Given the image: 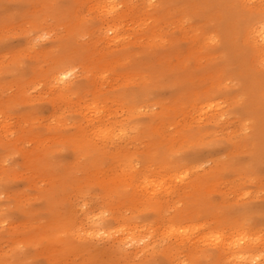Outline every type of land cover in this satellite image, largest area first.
I'll return each instance as SVG.
<instances>
[{
  "label": "bare ground",
  "instance_id": "bare-ground-1",
  "mask_svg": "<svg viewBox=\"0 0 264 264\" xmlns=\"http://www.w3.org/2000/svg\"><path fill=\"white\" fill-rule=\"evenodd\" d=\"M7 1L17 3L8 9L3 5ZM81 6L89 16L80 11ZM0 8L9 12L7 18L16 16L13 24L27 20L26 35H37L28 41L30 51L22 48L19 54L20 50L13 49L12 56L18 60L25 51L31 60L28 71L49 82L52 116L59 121L58 140L68 144L75 157H91L93 166L107 159L121 166L123 177L118 184L100 181L115 201L126 198L127 203L141 204L143 210L159 216L174 208L166 219H153L159 226L166 224L164 234L169 241L142 264H264V0H0ZM7 26L8 21H0V29ZM86 33L92 35V45L79 41ZM47 37L45 45L37 42ZM102 42L106 45H97ZM210 44L214 47L208 51ZM217 62L221 65H213ZM157 63L165 65L168 75L179 66L187 67L182 74L202 69L197 83L192 78L176 84L186 101L172 98L169 105H162L154 95L142 104L144 87L154 81V75L130 85L140 74L132 67ZM118 66L121 71L109 80V71ZM217 68L233 71L236 81L227 75L232 88L224 82L225 74H208V69ZM193 100L197 101L189 108ZM110 101L117 103L114 109ZM60 105L78 113L89 132L85 134L83 128L60 134L58 128L69 124L60 119ZM119 111L114 121L105 119ZM181 114L197 118L196 122L185 120L170 134L163 132L165 124H175L169 118ZM235 117L246 131L224 138L225 142L234 140L230 142L237 148L234 155L205 169L192 163L197 151L176 156L177 144L198 142L209 129ZM111 142H115L112 148ZM24 155L28 160L40 156L36 152ZM137 156L155 166L158 175L167 170L175 186H164L162 179H148L144 185L138 182L142 169L137 171L131 161ZM227 174L258 178L256 194L241 201L242 191L234 201L227 197L228 188L220 187ZM213 193L219 195L218 201L210 198ZM116 218L121 221L107 227L104 220L90 216L74 234L80 240L76 244L59 237L60 223L31 232L29 238L32 244L41 243L40 253L51 252L59 240L66 250L90 251L89 264H100V248L105 247L109 261L104 264H111L129 260L133 249L144 254L157 246L141 232L143 219H128L121 213ZM13 234L11 229L1 232L0 242L14 239ZM103 237L113 243L98 247L86 242Z\"/></svg>",
  "mask_w": 264,
  "mask_h": 264
},
{
  "label": "rangeland",
  "instance_id": "rangeland-1",
  "mask_svg": "<svg viewBox=\"0 0 264 264\" xmlns=\"http://www.w3.org/2000/svg\"><path fill=\"white\" fill-rule=\"evenodd\" d=\"M15 3L17 2L7 1L3 5H7L5 8L10 9L14 8L12 5ZM3 9L0 8V21L4 20V23L8 21L9 26L0 29V99H7L6 103V100H0V233L11 229L14 231L12 235L14 239L0 242V264H89L90 251L87 253L80 248L66 250L63 240L56 241L57 244L51 252L40 253L41 243L32 244L29 238L31 232L45 231L60 223L57 229L60 231L59 237L67 238L68 241L71 240L73 244H76L80 240L74 234L80 231L79 228L86 226L90 216L104 220L106 226L111 227L118 220L121 221L118 218L114 219L115 215L120 213L128 219H143L144 226L141 232L150 238L151 245L154 240L157 246L144 254H137L133 249L129 260L118 259L119 262L117 260L111 264H142L152 259L153 252L169 241L167 234H164L166 224L159 226L153 219H166L174 208L164 211L163 216H159L157 213H151L148 208L143 210L141 204L127 203L126 198L124 202L115 201V196L109 195V192L100 186V181L105 179L110 185L118 184L119 179L123 177L121 166L112 159L93 166L91 157H75L72 148L63 140H58L56 122L59 121L52 116L53 107L50 101L53 90L49 87V82L28 71L27 67L31 60L25 57V51L24 56L18 60L12 56L13 49L20 50L19 54H23L22 48L30 51L28 41L37 35L35 33L26 35L23 29L28 25L27 20L19 19L17 24H13L16 16L7 18L9 12ZM80 11L89 16L85 6H81ZM26 18L29 19V17ZM91 36L90 33H86L79 37V41L92 45ZM48 39L49 37L37 42L43 46ZM97 45L103 47L106 44L102 42ZM213 47L214 44H210L206 50L210 51ZM213 65H221V62L213 63ZM132 68L140 74L133 77L130 85H134L133 81H140V77L148 78L154 75V81L148 82L144 87L143 94L146 97L141 100L144 105L149 103L148 97L154 95L162 105H169L172 98L186 101L181 96V87L176 84L185 79L192 80V78L197 83V77H201L203 72H201L202 69H191L188 73L182 74L187 67L179 66L169 76L165 72L167 69L163 63ZM120 71L119 66L109 71L108 79H112L111 75ZM211 73L225 74L224 82L231 88L232 82L227 79V75L236 81L232 70L208 69V74ZM117 80L121 81L122 77L119 76ZM113 97L114 95L110 97V100ZM196 101H190L187 106L191 108L190 105ZM108 104L111 109L117 105L115 101H110ZM59 107V112L63 113L60 119L69 122L68 125L58 128L60 134L72 133L83 128L86 129L85 134L89 132L90 127L81 120L78 113H69L66 105ZM120 114V111L113 112L105 119L114 121ZM196 119L186 114L174 115L169 120L174 121L175 124H165L163 132L170 134L178 123L185 120L195 123ZM242 130L246 131L239 117H235L228 123L219 124L213 130L209 129L198 142L177 144L176 156L183 157L186 153L197 151L198 157L192 163L201 164L203 169L208 168L212 162L224 161L234 155L237 148L230 143L234 140L225 142L224 138H230L233 135L232 132L241 134ZM211 131H214L215 135L210 134ZM116 140H119L117 136ZM9 142L11 144H7ZM114 145L115 142L109 143L110 148ZM25 152H36L40 156L28 160L25 158ZM131 161L137 171L142 169L140 174L142 181L138 180L142 185L146 184L144 181L148 179H154L156 182L162 179L164 186H175L167 170H163L162 175H158L155 172V166L146 164L140 156ZM257 180L258 178H250L245 174L240 176L227 174L222 179L220 187L228 188L227 197L233 201L238 198L235 194L244 192L245 194L240 195L241 201L248 197L252 198L256 194L259 188ZM181 184L183 183L178 185ZM125 189L130 190V186L126 185ZM210 198L218 201L219 195L213 193ZM173 202L174 194L170 200V203ZM182 202H184L183 198ZM182 202L179 204L181 205ZM200 219H206V217ZM129 223L131 224L132 221L130 220ZM88 239L91 240L86 242H93L98 247L113 243V239L108 237ZM53 249L55 252H52ZM104 249L105 247L98 249V255L102 257L99 259L100 264H104L106 260ZM154 260L157 258L154 257ZM151 264H154V261Z\"/></svg>",
  "mask_w": 264,
  "mask_h": 264
}]
</instances>
